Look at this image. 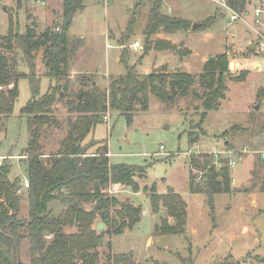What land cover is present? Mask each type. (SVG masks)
I'll return each instance as SVG.
<instances>
[{
  "label": "rangeland",
  "instance_id": "obj_1",
  "mask_svg": "<svg viewBox=\"0 0 264 264\" xmlns=\"http://www.w3.org/2000/svg\"><path fill=\"white\" fill-rule=\"evenodd\" d=\"M61 1L0 0V37L8 35L10 22L12 31L19 34L28 27L35 35L47 27L54 30L59 26L61 31ZM155 1L83 0L84 8L75 13L67 30L74 50L68 56L67 81L61 82V93L56 95L58 100L52 105L57 123L50 122L42 128L43 162L49 165L51 156L68 140L78 114L75 110L78 94L89 87L88 82L82 83V75L91 76L94 84L106 88L112 78L126 71L125 65L133 66L139 74L153 70L190 72L195 78L192 90L199 97L190 93L170 102L146 92V104L135 103L129 116L109 109L106 120L96 124L81 141L89 146L90 152L102 151L103 144H107L111 163L145 166L142 174L135 175L140 186L138 192L121 184L113 192L105 190L119 201L139 206L141 212L140 221L133 227H126L121 234L103 235V244L96 248L98 264H112V256L117 253H129L133 260L143 264H264V193L259 190L264 176V157L261 156L264 150V49L258 45L259 37L251 27L252 10L264 0H244L242 8L236 11L246 13V19L233 23L229 22V0H162L161 12L167 15L185 18L191 23L211 20L203 29L198 26L173 32L159 30L145 35L149 9ZM133 12L135 25L128 31V20ZM158 39L174 43L176 50L155 49L154 42ZM135 41L139 42L137 49L131 46ZM1 43L0 53L9 55L15 71L28 72L16 41H12L11 50L5 48V41ZM252 43L256 44L254 49L250 48ZM42 52V47L34 51V80L40 87V95L49 85L56 84L46 75ZM123 52L125 63L120 61ZM220 53L227 54L230 74L246 72L245 79L226 78L224 98L218 106L209 109L200 126L195 127L200 121L205 92L199 74L209 57ZM165 85L169 89L168 82ZM18 89L12 113L7 118L0 116V157L6 158L1 159L2 164L10 167L9 179L18 180L19 215L25 218L29 206L27 188L23 185V180L27 179L24 153L29 133L26 116L20 111L31 96L29 80L20 78ZM191 130L198 137L194 143L188 139ZM224 131L227 133L221 136ZM92 141L98 143L91 145ZM194 145L198 146L194 154L208 152L215 159L235 161L229 166L231 191L215 193L212 206H208L202 190L201 171L192 170L200 192L189 190V151ZM153 184L157 193L176 192L185 200L183 234L155 233V224L161 217H167L170 223L174 219L164 207L157 213L152 212L148 191L143 187L150 190ZM168 186L172 191H168ZM82 205L86 209L92 206L87 202ZM54 206L59 211L60 206L57 203ZM98 222L101 221L97 218L94 226ZM105 229L103 226L101 230ZM64 230L73 232L75 227L68 226ZM20 259L29 263L26 238L21 241Z\"/></svg>",
  "mask_w": 264,
  "mask_h": 264
},
{
  "label": "trees",
  "instance_id": "obj_2",
  "mask_svg": "<svg viewBox=\"0 0 264 264\" xmlns=\"http://www.w3.org/2000/svg\"><path fill=\"white\" fill-rule=\"evenodd\" d=\"M18 3L21 0H17ZM140 2H138L139 4ZM162 0L153 2L144 28L145 35H152L159 30L173 32L188 29L192 24L188 19L167 15L161 12ZM244 0H229L228 6L240 10ZM1 7V6H0ZM84 8L83 0H62L61 31L47 27L38 35L32 33L30 27L24 33H14L12 23L9 24L8 35L0 37L5 41V48L12 49L15 40L29 68L28 72L15 71L9 55L0 53V116L5 118L13 111L14 102L19 93L18 81L25 77L30 83L31 96L21 108V114L26 116L29 141L25 148L26 176L29 182L27 188L29 212L27 217H21L18 180H10V167L7 163L0 166V264H98L96 248L103 244V235L121 234L126 227H133L140 221L141 209L130 202L119 201L115 196L106 193L112 184L129 186L134 192L140 190L135 175L144 171L145 166L111 163L107 155V144L102 151H88L89 146L81 143L98 124L103 121L106 112L111 109L120 114L130 115L135 103L147 102L146 92L154 94L162 101L173 102L177 97L192 93L195 82L193 74L186 71L153 70L139 74L133 66L125 65L126 71L112 78L106 88L94 84L91 76L82 75L83 84L89 87L81 89L75 110L78 113L72 123L71 133L63 147L53 156L49 165L43 162L40 138L44 125L56 124L52 105L58 100L61 82L67 81L68 56L74 50L67 37V30L77 11ZM211 19L208 18L209 23ZM136 15L132 13L128 20V31L135 25ZM205 21L200 22V28H207ZM56 28H59L56 30ZM13 36V37H11ZM2 44V43H1ZM43 48V62L46 75L56 81L49 85L46 92L40 93V87L35 83L34 51ZM148 45L146 46V48ZM157 50H176L174 43L168 40H155ZM125 53L121 60L125 63ZM246 72L232 75L228 69L226 53L215 55L207 60L199 74V82L205 88L201 101L202 111L200 126L206 113L219 105L224 98L226 78L234 81L245 79ZM168 82L169 89H166ZM7 87L4 89L3 87ZM62 96V95H61ZM192 125L191 127H193ZM224 131L221 136H225ZM192 130L188 132L190 143L197 141V135ZM98 142H91V145ZM4 158L3 160H5ZM4 162V161H2ZM217 163L219 166H217ZM264 164V159L262 160ZM190 192H200L199 183H194L193 169L202 172V190L205 182L213 193L230 192L231 177L229 174L230 159L218 158L208 152L194 154L189 157ZM147 168V167H146ZM150 208L157 213L160 207L166 209L168 216L174 219L170 223L167 217H161L155 224L154 231L158 234H183L185 232L186 202L176 192L157 193L153 184L148 189ZM259 190L264 193V176L260 179ZM92 204L90 209L82 203ZM54 203L60 208L55 210ZM106 227L98 231L96 219ZM74 226L75 231L66 232L65 227ZM50 236V238H46ZM28 242L29 263L20 259L22 239ZM108 247L111 246L107 242ZM112 264H143L133 260L129 253H117L112 256Z\"/></svg>",
  "mask_w": 264,
  "mask_h": 264
},
{
  "label": "built area",
  "instance_id": "obj_3",
  "mask_svg": "<svg viewBox=\"0 0 264 264\" xmlns=\"http://www.w3.org/2000/svg\"><path fill=\"white\" fill-rule=\"evenodd\" d=\"M223 6L227 7V5L225 3H222ZM227 9L230 11V17H229V22L233 23L237 20H242L245 21V14L246 13H241L239 11H236L230 7H227ZM251 27L254 29V31L256 32L257 36L259 37V42L258 45L264 49V1L263 3L257 5L256 7L253 8L252 10V21H251ZM59 28H56V30H58ZM133 49H137L139 47V42L135 41L131 44ZM105 120L107 118V116L104 117ZM162 148V146H161ZM198 148L197 145H194L189 152L194 153L197 152L195 151ZM261 156L264 157V150L261 151ZM1 159H4V157H0V166L2 165V161ZM235 163L234 160H230V165L233 166ZM23 185L25 188H28L29 186V182L28 179L23 180ZM107 192H113L115 191V189H111L110 187H108L106 189ZM18 192L20 193L21 191L18 190Z\"/></svg>",
  "mask_w": 264,
  "mask_h": 264
},
{
  "label": "water",
  "instance_id": "obj_4",
  "mask_svg": "<svg viewBox=\"0 0 264 264\" xmlns=\"http://www.w3.org/2000/svg\"><path fill=\"white\" fill-rule=\"evenodd\" d=\"M200 25V23H197V22H193L192 24V28H197L198 26ZM256 46L255 43H252L250 44V48L251 49H254ZM213 57H209V60H212ZM168 191H172V188L170 186H168ZM204 193L206 194V197H207V204L208 206H212L214 204V193L213 191L211 190L210 186L207 185V183L205 182V188H204ZM104 226V224L102 222H98L97 223V230H101L102 227Z\"/></svg>",
  "mask_w": 264,
  "mask_h": 264
},
{
  "label": "crops",
  "instance_id": "obj_5",
  "mask_svg": "<svg viewBox=\"0 0 264 264\" xmlns=\"http://www.w3.org/2000/svg\"><path fill=\"white\" fill-rule=\"evenodd\" d=\"M109 156H110V151H109ZM119 186H121L120 184H112V185H109V187L111 189H117Z\"/></svg>",
  "mask_w": 264,
  "mask_h": 264
}]
</instances>
